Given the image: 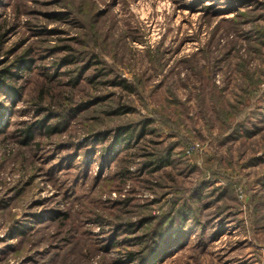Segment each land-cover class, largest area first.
Instances as JSON below:
<instances>
[{
  "label": "rangeland",
  "instance_id": "rangeland-1",
  "mask_svg": "<svg viewBox=\"0 0 264 264\" xmlns=\"http://www.w3.org/2000/svg\"><path fill=\"white\" fill-rule=\"evenodd\" d=\"M0 264H264V0H0Z\"/></svg>",
  "mask_w": 264,
  "mask_h": 264
},
{
  "label": "trees",
  "instance_id": "trees-1",
  "mask_svg": "<svg viewBox=\"0 0 264 264\" xmlns=\"http://www.w3.org/2000/svg\"><path fill=\"white\" fill-rule=\"evenodd\" d=\"M124 133L126 134V138H129V137H130V134H128V131H125V130H124ZM125 134H124V135H125ZM127 134H128V135H127ZM132 258H133L132 254L129 253L128 261H129L130 259H132Z\"/></svg>",
  "mask_w": 264,
  "mask_h": 264
}]
</instances>
